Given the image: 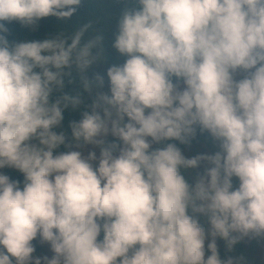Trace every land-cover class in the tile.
Returning a JSON list of instances; mask_svg holds the SVG:
<instances>
[{
    "label": "clouds",
    "instance_id": "obj_1",
    "mask_svg": "<svg viewBox=\"0 0 264 264\" xmlns=\"http://www.w3.org/2000/svg\"><path fill=\"white\" fill-rule=\"evenodd\" d=\"M82 3L0 0V264H235L217 238L229 249L264 238V0L126 6L113 46L127 59L69 137L64 113L83 99L64 92L65 79L74 54L85 73L102 37L16 41L9 26L70 20ZM103 84L84 76L85 92ZM197 128L218 152L153 149L189 144ZM202 164L190 184L185 172ZM38 238L51 258L34 256Z\"/></svg>",
    "mask_w": 264,
    "mask_h": 264
},
{
    "label": "trees",
    "instance_id": "obj_2",
    "mask_svg": "<svg viewBox=\"0 0 264 264\" xmlns=\"http://www.w3.org/2000/svg\"><path fill=\"white\" fill-rule=\"evenodd\" d=\"M126 6H131L133 8L138 7L135 0H83L76 15L70 20L60 21L56 18H47L40 22L35 31L24 29L19 24H12L9 26L12 31L11 39L16 41H44L60 33L64 38L71 42V38L77 32H82L83 35L80 47H83L90 41L94 40L97 35L102 37L101 41L91 50L93 63L85 73L83 74L77 66L75 62L76 54H74L73 65L69 70L70 75L65 79L64 92L71 95L81 94L83 99L82 108L77 110L69 108L64 113V130L68 133L69 137H71V130L68 127L69 123L71 121H79L81 119V111L90 110L97 94L104 93L110 95V81L107 75L108 70L112 66H122L127 59L126 56L121 55L113 46L116 35L118 34L121 13ZM84 76L93 82L96 81L97 76L102 77L104 80L103 87H93L90 93L85 92ZM239 77H242V74ZM173 82L178 83L180 86L183 85L182 81H176L175 78ZM108 139L110 142H115L114 137L109 136ZM167 143H175L182 151L183 155L186 150L201 145L209 150L210 155H213L220 150L218 142H216L209 133L201 132L199 128H197L195 138L192 139L189 144H181L179 141H166L159 145L154 144L153 149L165 147ZM60 151H66V149L61 147ZM5 171L13 180H19L22 185L24 179L22 174L15 170ZM185 176L190 184H194L193 178L188 172H185ZM238 185L239 181L237 179L236 186ZM199 220L206 230L208 224L207 218L200 216ZM100 239H103V234H101ZM260 239L262 238H251L254 245ZM216 243L221 260L227 261L231 259L235 264H237L239 259H243L242 255L245 251L251 250V248L247 249L244 246L242 240L235 244L231 249H229L227 243L223 239L217 238ZM33 244L36 248L34 255L44 254L43 248L38 240L33 241ZM48 246L50 247V245ZM205 253L206 257L211 255L208 248Z\"/></svg>",
    "mask_w": 264,
    "mask_h": 264
},
{
    "label": "rangeland",
    "instance_id": "obj_3",
    "mask_svg": "<svg viewBox=\"0 0 264 264\" xmlns=\"http://www.w3.org/2000/svg\"><path fill=\"white\" fill-rule=\"evenodd\" d=\"M242 78V77H237ZM181 89H183L184 85L180 86ZM126 122H127V118H126ZM154 145V144H153ZM89 150H91V148H89ZM97 155H99V152L97 150ZM199 155H210L209 150L205 147V146H198L195 148H190L188 150H186L184 152V156L186 158H193ZM207 165L206 164H202L198 169L195 170H188V174L193 178V181L195 182V179L198 175H201L204 173L205 167ZM236 178H234L233 183H234V187H238L236 186ZM210 231V225L209 223L207 224V229L206 232ZM38 242L41 244L42 248H43V253L44 254H40V255H34L35 257H40L43 258L45 256L51 258L54 253L51 251V248L48 246V244L46 243H41L40 239H37ZM243 241L244 246L248 249L251 248V250H247L245 251V253H243L242 258L243 259H239L237 264H264V238L260 239L257 243H255V245L253 244L251 237H246L241 239ZM211 243V236L210 234L207 236V239L205 241V251L208 248V244ZM207 258V257H206Z\"/></svg>",
    "mask_w": 264,
    "mask_h": 264
}]
</instances>
